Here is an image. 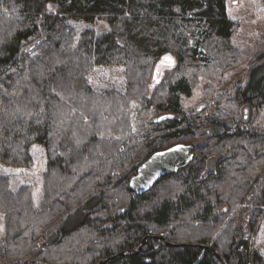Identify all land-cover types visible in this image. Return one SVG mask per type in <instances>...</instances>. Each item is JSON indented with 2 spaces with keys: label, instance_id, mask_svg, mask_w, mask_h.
<instances>
[{
  "label": "trees",
  "instance_id": "trees-1",
  "mask_svg": "<svg viewBox=\"0 0 264 264\" xmlns=\"http://www.w3.org/2000/svg\"><path fill=\"white\" fill-rule=\"evenodd\" d=\"M226 1L0 0V164L44 162L39 200L31 183L0 173V264H96L119 251L106 264H221L199 243L228 263L264 264V131L242 118L264 101V52L223 94L233 105L221 94L207 115L183 104L199 75L242 63ZM77 19L110 28L78 34ZM166 55L174 69L149 94ZM113 65L125 90H96L92 72ZM136 99L153 113L135 123ZM176 143L192 144L193 159L137 193L139 166Z\"/></svg>",
  "mask_w": 264,
  "mask_h": 264
},
{
  "label": "rangeland",
  "instance_id": "rangeland-1",
  "mask_svg": "<svg viewBox=\"0 0 264 264\" xmlns=\"http://www.w3.org/2000/svg\"><path fill=\"white\" fill-rule=\"evenodd\" d=\"M227 12L236 23L234 43L240 47L243 54L242 63L235 69L224 73L221 77L211 80L199 75L194 94L190 98H184L183 104L188 110H201L203 115H207L215 105V99L221 94L224 103L221 105H233L225 95L226 91L231 95L236 93V86L239 85L242 75L246 73L252 58L264 52V2L263 0H227ZM78 34L85 28H94L97 31H104L110 28L108 21L96 19L94 21L72 20ZM77 22V23H76ZM121 66H101L95 68L91 75V82L96 90L115 88L125 90L126 78ZM174 69V60L171 55L160 58L152 68L149 80V94L152 93L157 84L165 81ZM236 81V82H234ZM258 99L254 106L245 104L242 108V118L247 124L261 131H264V101L258 104ZM131 113L133 121L140 120L152 115L153 108L142 104L139 99L133 100ZM216 159L211 161L210 169H213ZM44 162L39 160L31 168L12 167L7 164H0V173L17 175L24 182L31 183L36 190V198L41 196V181ZM264 219V217L262 218ZM264 226L261 228L263 230ZM262 233V232H261ZM259 233L256 237L257 245L260 246L264 254V237Z\"/></svg>",
  "mask_w": 264,
  "mask_h": 264
},
{
  "label": "water",
  "instance_id": "water-1",
  "mask_svg": "<svg viewBox=\"0 0 264 264\" xmlns=\"http://www.w3.org/2000/svg\"><path fill=\"white\" fill-rule=\"evenodd\" d=\"M194 157V146L189 143H176L170 147L155 151L151 156L145 160L138 168L137 173L131 178L130 186L137 193H144L150 190L153 185L163 176L176 172L179 169L187 166ZM153 237L160 240L161 245L177 246L178 243L167 240L166 234H156ZM150 234H147L141 241L138 252L146 242ZM202 248L209 249L215 255L221 264L228 263L224 257L217 251V249L208 243L196 244ZM125 251H119L113 255L101 259L96 264H106L110 260L119 255L124 254ZM33 264H50L46 261H38Z\"/></svg>",
  "mask_w": 264,
  "mask_h": 264
},
{
  "label": "crops",
  "instance_id": "crops-1",
  "mask_svg": "<svg viewBox=\"0 0 264 264\" xmlns=\"http://www.w3.org/2000/svg\"><path fill=\"white\" fill-rule=\"evenodd\" d=\"M164 58V57H163ZM264 226V219L261 221V224H260V226H259V228H258V232H257V234H256V237H257V235L259 234V233H261L262 234V236L264 237V228H263V230L261 231V228ZM256 244H257V241H256ZM260 247V246H259ZM261 251H262V249H261ZM264 255V254H263Z\"/></svg>",
  "mask_w": 264,
  "mask_h": 264
}]
</instances>
